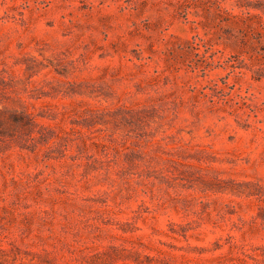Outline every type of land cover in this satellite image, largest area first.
<instances>
[{
    "label": "rangeland",
    "instance_id": "obj_1",
    "mask_svg": "<svg viewBox=\"0 0 264 264\" xmlns=\"http://www.w3.org/2000/svg\"><path fill=\"white\" fill-rule=\"evenodd\" d=\"M0 264H264V0H0Z\"/></svg>",
    "mask_w": 264,
    "mask_h": 264
}]
</instances>
